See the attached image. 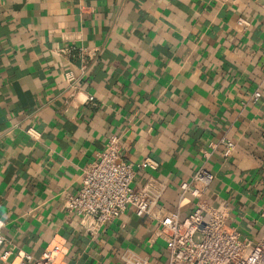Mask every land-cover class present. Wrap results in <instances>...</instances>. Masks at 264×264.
I'll return each instance as SVG.
<instances>
[{
	"label": "crops",
	"instance_id": "obj_1",
	"mask_svg": "<svg viewBox=\"0 0 264 264\" xmlns=\"http://www.w3.org/2000/svg\"><path fill=\"white\" fill-rule=\"evenodd\" d=\"M66 46L99 50L74 93ZM111 136L160 206L186 217L180 185L206 167L205 199L243 238L262 237L264 0H0V264L46 248L54 264H120L127 249L167 262L156 222L132 208L92 233L67 209Z\"/></svg>",
	"mask_w": 264,
	"mask_h": 264
},
{
	"label": "built area",
	"instance_id": "obj_2",
	"mask_svg": "<svg viewBox=\"0 0 264 264\" xmlns=\"http://www.w3.org/2000/svg\"><path fill=\"white\" fill-rule=\"evenodd\" d=\"M57 54L78 61L80 76L73 72L61 74V79L69 85L73 93L79 88L99 50L97 48H76L66 46ZM261 97L255 92L253 101ZM88 101H94L89 97ZM223 156L230 157L236 144L230 140L222 141ZM120 139L108 138L97 162L89 165L83 172L82 184L76 194L68 196L69 212L87 218V228L95 232L99 227L120 218L128 208H132L140 218L156 222L152 242L160 239L165 243L167 262L165 264H264V235L256 241L243 238L236 226L228 223L229 214L213 207L204 197V192L213 182L214 175L206 168L198 169L189 182L180 185V202H185L186 193L191 197L193 209L184 218L180 211H169L158 204L160 195L153 194L148 185L137 187L134 184V166L120 156ZM205 159L209 157L204 152ZM144 169H156L157 163L146 159L140 164ZM3 222H0V248L3 244ZM8 252L1 258L6 264ZM56 252L46 248L38 260L31 254H23L19 264H54ZM120 264H155L148 255H141L130 249L120 256Z\"/></svg>",
	"mask_w": 264,
	"mask_h": 264
}]
</instances>
